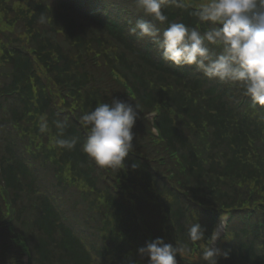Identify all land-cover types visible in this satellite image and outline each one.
I'll use <instances>...</instances> for the list:
<instances>
[{
  "label": "trees",
  "instance_id": "trees-1",
  "mask_svg": "<svg viewBox=\"0 0 264 264\" xmlns=\"http://www.w3.org/2000/svg\"><path fill=\"white\" fill-rule=\"evenodd\" d=\"M55 1L0 0L1 19L13 14L10 38L0 37V65L8 67L0 73V264H22L16 238L30 246V264H148L138 250L155 238L190 249L189 222H200L207 233L218 213H247L257 202L264 215L263 175L249 154L264 149V111L235 85L208 82L194 67L177 68L155 54L152 42L129 36L130 16L141 15L127 4L133 0H92L82 13L87 24L77 22L68 0ZM184 2V8L163 9L168 21L203 30L191 15L198 0ZM17 26L25 31L14 32ZM113 98L133 103L140 115L159 105L174 108L208 133L210 157L165 109L158 119L162 145L178 155V164L159 165L144 145L146 135H136L124 168L97 165L82 151L87 129L80 117ZM42 116L46 133L38 127ZM56 120L67 122L65 138L79 137L74 149L53 145ZM234 180L250 184L229 193L227 182ZM241 233L229 264H264L257 236Z\"/></svg>",
  "mask_w": 264,
  "mask_h": 264
},
{
  "label": "clouds",
  "instance_id": "clouds-1",
  "mask_svg": "<svg viewBox=\"0 0 264 264\" xmlns=\"http://www.w3.org/2000/svg\"><path fill=\"white\" fill-rule=\"evenodd\" d=\"M133 4L146 18L129 20V33L138 40H151L165 62L177 68L194 67L209 80L235 85L250 98L253 108L264 107V0H198L191 5V15L204 25L203 30L168 21L163 9L184 8V0H133ZM39 22L45 23L46 17L42 15ZM139 116L136 105L120 98L98 103L80 117L87 129L82 151L101 167L124 168L134 151L133 129ZM54 124L57 132L53 145L74 149L79 137L65 138L66 121L56 120ZM38 127L41 133L49 131L46 116L40 117ZM205 231L200 222L191 223L187 229L192 243L204 242L201 261L219 264L221 257L228 259V251L214 246L219 229L207 242ZM188 251L185 245L159 237L138 250L140 257L148 258V264H178L177 257Z\"/></svg>",
  "mask_w": 264,
  "mask_h": 264
},
{
  "label": "rangeland",
  "instance_id": "rangeland-1",
  "mask_svg": "<svg viewBox=\"0 0 264 264\" xmlns=\"http://www.w3.org/2000/svg\"><path fill=\"white\" fill-rule=\"evenodd\" d=\"M20 3H17V5H19ZM22 5V4H21ZM12 17H13V15H11V16H9L8 18H6V19H4L3 20V22H4V24L1 22V19H0V35H7L8 33H9V28H8V25H9V22H8V20L9 19H12ZM0 18H2L1 16H0ZM93 28H95L94 26H93ZM14 32H16V33H19V34H22L23 32H21V28H20V26H17L15 29H14ZM95 32V31H94ZM96 34H98V32L96 31L95 32ZM22 37L24 38V35H22ZM60 36H57V38H59ZM28 42H30V41H28ZM4 70H8L7 69V66H6V68H4V67H2V68H0V73L2 72V71H4ZM126 94H127V96L129 95L128 94V92L126 91ZM146 115H148V114H146ZM146 115H144V116H146ZM3 197H4V199H7L8 198V195H7V193L6 192H3Z\"/></svg>",
  "mask_w": 264,
  "mask_h": 264
}]
</instances>
